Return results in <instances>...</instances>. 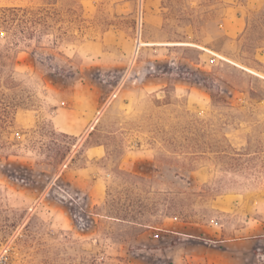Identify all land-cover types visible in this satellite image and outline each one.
<instances>
[{"label":"rangeland","instance_id":"1","mask_svg":"<svg viewBox=\"0 0 264 264\" xmlns=\"http://www.w3.org/2000/svg\"><path fill=\"white\" fill-rule=\"evenodd\" d=\"M14 7L0 264H264V0Z\"/></svg>","mask_w":264,"mask_h":264},{"label":"trees","instance_id":"2","mask_svg":"<svg viewBox=\"0 0 264 264\" xmlns=\"http://www.w3.org/2000/svg\"><path fill=\"white\" fill-rule=\"evenodd\" d=\"M47 8H7L0 16V24L15 30L16 34L27 40L31 35V28L44 27L47 17ZM15 34V35H16ZM19 44H0V127L12 123L17 106L12 92L18 87L16 82L19 76L16 71V52L13 49ZM119 219V218H118ZM134 219V218H133Z\"/></svg>","mask_w":264,"mask_h":264},{"label":"crops","instance_id":"3","mask_svg":"<svg viewBox=\"0 0 264 264\" xmlns=\"http://www.w3.org/2000/svg\"><path fill=\"white\" fill-rule=\"evenodd\" d=\"M57 127H59L60 131L67 133L66 129L63 128L64 126L63 127L57 126ZM84 154H85L86 159L88 160L89 159L95 160V161L101 160L106 156V148L101 144H95V145L86 147ZM82 170H85V169H82ZM97 182H98L97 180H94L93 181L94 185L97 184Z\"/></svg>","mask_w":264,"mask_h":264},{"label":"bare ground","instance_id":"4","mask_svg":"<svg viewBox=\"0 0 264 264\" xmlns=\"http://www.w3.org/2000/svg\"><path fill=\"white\" fill-rule=\"evenodd\" d=\"M149 45V44H148ZM258 75V74H257ZM260 76V75H259ZM260 77H262V76H260Z\"/></svg>","mask_w":264,"mask_h":264}]
</instances>
